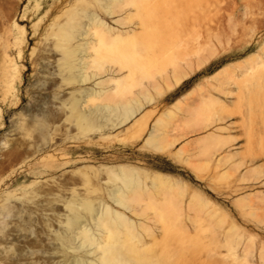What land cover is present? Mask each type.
<instances>
[{
  "label": "rangeland",
  "instance_id": "1",
  "mask_svg": "<svg viewBox=\"0 0 264 264\" xmlns=\"http://www.w3.org/2000/svg\"><path fill=\"white\" fill-rule=\"evenodd\" d=\"M237 2L240 9H234ZM100 4V0H0V64L4 67L0 78V264H99V257L111 246L124 247L126 264H264V65L258 59L249 61L255 53L264 56V1L149 0L138 5L143 10L131 5L135 16L129 22L141 23V32L138 27L133 39L113 48L99 45L97 39L95 50L90 51L98 63L81 69L79 43L88 36L79 31L89 23V14L96 13L114 26L119 17L107 16ZM198 28L206 32L201 34L207 42L201 40ZM209 32H213L210 38ZM140 47L145 49L140 52ZM184 52L189 54L183 62ZM208 56L182 83L138 112L153 110L151 125L157 115L171 109L176 122H181L197 115L205 96L226 103L223 112L207 108V127L189 130L171 149L209 132L220 134L221 146L210 147L202 157L207 166L201 176L172 152L157 153L146 147L147 129L140 138L127 139L124 130L130 121L112 126L111 117H116L110 113L91 125L92 119L80 117L74 106L76 99L98 89L95 83L107 77L79 81L80 73L92 75L102 67L127 62L139 67L120 91L83 100L80 110L90 111L106 104L118 107L137 93L143 99L140 81L152 76L150 71L157 77L174 64ZM145 60L150 61L148 68L140 65ZM223 67L232 69L212 76ZM191 151L194 154L197 149ZM106 164L171 174L221 208L220 218L216 212L211 216L209 207L208 211L205 206L189 207L188 193L168 190L156 201L137 190L129 197L136 214L121 209L109 198V190L123 183L99 168ZM143 180L139 185H147ZM87 202L96 208L108 203L136 220L149 217L146 221L157 236L136 226L133 240L115 224L117 233L112 234L105 223L96 225ZM222 213L230 220L223 216L222 221ZM75 218L77 225L71 222ZM82 228L89 229L99 246L80 235ZM132 241L136 252L127 247Z\"/></svg>",
  "mask_w": 264,
  "mask_h": 264
},
{
  "label": "bare ground",
  "instance_id": "2",
  "mask_svg": "<svg viewBox=\"0 0 264 264\" xmlns=\"http://www.w3.org/2000/svg\"><path fill=\"white\" fill-rule=\"evenodd\" d=\"M77 1L82 2L83 0H77ZM100 1H101V4H100L101 8L100 9H104V13L107 16L114 17L115 15H117L119 17H116L114 19V22L116 24V26H114V25H110L106 20L101 18L96 13H90L89 14V23H87L86 25L83 24L82 25L83 31H79L80 34H85V36H88V38H86L84 42L79 43V45H82V51L81 52L83 54L79 60V65H80L81 69H86V68H88V66L90 67V65H89L90 62L95 63L98 61L96 59V57H94L95 53L91 52L92 49L94 51L96 48V45H97L96 40L97 39H98L99 45H108V46H110V48H113L117 44H123V43L128 42L129 40L133 39L134 36H136L138 34V33L136 34V32L140 28L139 26H141L140 25L141 23L138 24V23H132V22L130 23L129 22L131 19L130 16H132L134 14V13L131 14V12H135V11L129 10V6H131V5H133V6L137 5L138 6L139 5L141 7V5H140L141 3H146L149 0H100ZM245 2L247 3V1H245ZM235 5L236 6L234 9H240L242 6L240 2L235 3ZM250 5L252 6L253 4L250 3ZM98 6H99V4H98ZM251 6H249V7H251ZM138 7H136V8H138ZM140 7H139V9H142ZM232 8H233V6H232ZM135 10H137V9H135ZM230 11H232V10L230 9ZM233 14H235L234 11H233ZM247 14H248V12H247ZM134 16L135 15H133V17ZM229 18H230V15H229ZM230 19L232 20V18H230ZM198 21L202 22L200 20H198ZM198 21H197V23H198ZM208 24H209V22H208ZM200 25H202V24L200 23ZM202 27H203V29H205L204 26H202ZM203 29H199L201 37L203 36L202 34H204ZM140 30H141V28L138 30L139 33L141 32ZM201 30H203V32H201ZM205 30L209 31V28H206ZM193 31H195V33H196L195 29ZM209 33L210 34H208L209 35L208 37L210 38L213 36L212 35L213 32H209ZM91 34H93V37H96L95 41L91 40V38H92ZM205 34H206V32H205ZM219 34H220V32H219ZM219 34H217V35L214 34V35L216 37H219L218 36ZM192 36H193V34H192ZM203 37L201 38V40H205V42H207L209 40V39L206 40L207 36L204 37L205 39H203ZM180 39H178V41ZM199 39H200V37L197 38V41ZM212 39H211V41H209L210 43L213 42ZM181 41L183 42L184 40L181 39ZM181 41H179V42H181ZM184 42H183V44H184ZM187 42H189V41H187ZM210 43L209 44L207 43V44L212 45ZM187 44L189 46V43H187ZM198 44L203 45V41H202V43L200 41ZM199 45H197V46H199ZM177 46H180V44ZM181 46H183V45H181ZM185 46L187 48V45H185ZM140 48H139V51L142 50L144 47L141 49ZM174 48H176V47H173V49ZM196 49H198V48H196ZM175 53H177V52H175ZM186 54H189V53H185V58H182L183 62L185 59H187ZM204 54H206V53H204ZM199 55H200V53H199ZM253 55L254 56H252L249 59V61H256V59H258L259 61H261V64L264 65V56L262 54L255 53ZM195 57H196V55H195ZM208 58H209V56L206 57V59H204V60L198 59L196 62L192 61V58H191V60L190 59L186 60V62L184 63L185 65L174 64V66H173V63H172L173 69L172 70L169 69V70H171L170 72H168L169 71L168 68L169 67L171 68V65H169L171 63L168 62L169 67H167V69H165L168 71H166L162 75L160 74V76H157V77L155 76V74L152 71H150L152 73V76L148 75L150 77L147 78V80L140 81L141 86H142L141 91L144 94V96L142 95L144 97L143 99H142V97L140 98V96H139L140 94L137 93L139 97L134 96V97L130 98V100L128 102L123 103V104L121 103V105L119 104L118 107L113 106L111 104H106L104 106H98L97 110L91 109L90 111L89 110L88 111L80 110V104L82 103L83 100H85L87 102V98L88 99H96V98H99L103 95L120 91L122 88H124V86H126L128 79L134 75L135 70L138 69L139 67H137L136 62H127V63H124V64L118 66V67H113V66H110L107 68L102 67V71L91 73L92 75H88L87 72L82 73V74L80 73L78 75L79 81H85L88 79H92V77H96L97 75H99V76L106 75L107 77L104 79H99L95 83L98 86V89H92L90 92L88 91L89 93L86 95V97H83V99H81V100L76 99L74 106L76 107L77 112H78L80 117H83V118L89 117L90 119H92V122H89V123H91V125H93V124L96 125L97 120L99 121V118H101V116H109L110 117V115H111L110 113H113L112 116L116 117V118L111 117V120H112L111 125L112 126H120V125L125 124V123L130 121V125L127 126V128L124 130L125 131L124 133L127 136V139H129V138L138 139L143 135V133L147 129V134L143 138V144L146 147L152 149L154 152L170 153V152H172L171 149L175 145V143L180 139L181 136L185 135L186 132H188L189 130L194 131V130H197L200 128L202 129V128L207 127V125H208V124H206L207 123V118H206L207 114L205 113V110L207 108H209L208 111H210L212 109H216L217 111L216 110H214V111H216V112L222 111L223 112V111L227 110L226 103L221 101L220 99L212 96V95L205 96V98L202 101L201 107L199 106L200 109L198 110L197 115H194V117L191 118V120L189 119V120L181 121L182 123L180 121L176 122V116L171 109L168 112L163 111V112H165V115H162L163 112H162V114L157 115V117L158 116H164L165 121L163 120L162 117H158V118L156 117V119H154L152 121L151 125H149V122H150L149 120L152 116L151 111H153V110H151L150 113H147V111L149 112L148 109L146 112H144L142 114L141 113L138 114V112L145 105L150 104L153 101H156L159 96H161L162 94L165 93L166 90H170V89L178 86L180 83H182L185 80V78L195 69L196 66H198V67L201 66L204 62H206V60ZM174 60L175 59L173 58V61ZM175 61H178V58ZM149 64H150V61H148V60L142 61L140 63L141 67H143V68H148ZM72 67H74V66H72ZM99 68H101V67L99 66ZM0 69L2 71V72H0V78H3L4 77L3 64L2 65L0 64ZM222 69L224 70L225 68L224 67L220 68L215 73H213L212 76L219 75V73L226 72L232 68L225 69L224 71H222ZM144 74H147V73H144ZM136 75L140 76L139 73ZM144 76H146V75H144ZM151 88H154L156 90V92H154V94L156 93L155 95L152 92H150ZM200 90H202V89H200ZM175 103L177 104V102H174V104ZM174 104L171 105V107L173 106L172 109H174ZM178 106H179V104H178ZM181 106H179V107H181ZM171 107H168V108H171ZM192 126L193 127L195 126L194 129ZM123 136H124V134H123ZM221 138H222V136L220 134H217L214 132H209L208 134L195 139L193 142H189L187 144L181 145L178 149H176L172 152V155L176 160H179L180 162L188 165L191 169H193L196 172L197 175L201 176V173L203 171L202 168L204 169L205 166H207L204 163L205 160L203 161L202 157L204 156L206 150L209 149L210 147H214V146L220 147L221 146L220 142L222 141ZM124 139H126V138H124ZM192 148L197 149V151L194 152V154L192 153L193 150L191 151ZM102 167H99V168H101L103 172L108 174V176H112V177L115 176L114 178H119L123 183V185H116L113 189L109 190V198L119 208L124 209L126 211H130L132 214H136V213L134 212V209L132 208V206L129 204V197L131 194H133L137 190H140L143 193H145L151 200L156 201L157 199H159L161 197L160 195L164 194L165 191L168 190V191L175 192V193H178L181 195H185L186 193H188L189 194V199H188V206L189 207L193 208V207H198V206H200V207L205 206L206 211H208L207 207H209L210 208L209 210H211L210 214L212 212H216L215 214L218 213V216H216L214 214H213V216L220 218L221 212L219 213V211H221V208H219L212 200L205 197L199 191L194 190L193 188H192L193 190H191V188L189 187V185L187 183L179 180L178 178H176L175 176H173L171 174L161 173L158 171L147 172V171H143L140 169L133 168V167L126 165V164H117L114 166L113 165L108 166L106 164L105 168L104 167L102 168ZM93 169H94V167H93ZM82 170L84 171V169H82ZM86 170L84 172L89 171V170H87V171ZM94 171H95L94 173H96L95 169H94ZM81 172H79V173L82 174ZM84 172H83V175H84ZM88 174H89V172H88ZM104 176H106V175H104ZM141 179L142 180L144 179L145 181L144 180L143 181L146 182L147 185H145V186L139 185V183L141 182L140 181ZM87 206L90 208L91 211L94 212L93 218L96 222V225L102 227V224L105 223L106 228L112 234L117 233V230L114 228L115 225L122 226L125 228V230L127 232H129V234L131 235V238L134 240V237L136 238L137 235H136V233H134V231L132 229H134V227H136V226H143L144 228L150 230L151 235L154 238L157 236V234L155 233V230L147 223V221L151 219L149 217L146 218L147 221L146 220L143 221V220L132 219L124 211H120L118 209H113L111 207V205H109L108 203H104V202L101 203L100 207H98V208L92 207L89 202H87ZM203 210H205V209H203ZM222 212H223V210H222ZM208 215H209V213H208ZM211 216H212V214H211ZM223 216L224 217L227 216V219L230 220L227 214L222 213V221L226 220ZM213 219H216V218H213ZM71 222L73 223V225L78 224L77 223L78 221H76V218H75V220H72ZM98 229L101 230V228H99V227H98ZM80 235L84 236L90 242L96 241L97 246H99L100 241L98 239H95L94 236L89 233V229L82 228L80 230ZM128 246L130 249L135 250V252H136L137 249H136V246L134 244V241L128 242L127 247ZM125 260L126 259H125L124 247L111 246V247L106 248L104 253L99 257V264H126Z\"/></svg>",
  "mask_w": 264,
  "mask_h": 264
}]
</instances>
